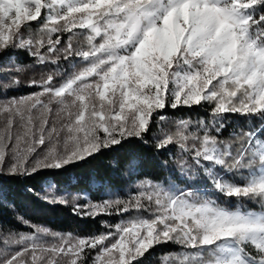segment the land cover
<instances>
[{
  "label": "snow or ice",
  "instance_id": "obj_1",
  "mask_svg": "<svg viewBox=\"0 0 264 264\" xmlns=\"http://www.w3.org/2000/svg\"><path fill=\"white\" fill-rule=\"evenodd\" d=\"M21 54L56 70L25 85L24 67L4 73L0 94L36 90L0 100V175L58 183L135 140L180 182L73 197L81 218L128 216L96 235L20 217L30 231L0 233V264H142L168 246L160 264H264V0H0V56ZM205 105L149 135L168 110Z\"/></svg>",
  "mask_w": 264,
  "mask_h": 264
},
{
  "label": "trees",
  "instance_id": "obj_2",
  "mask_svg": "<svg viewBox=\"0 0 264 264\" xmlns=\"http://www.w3.org/2000/svg\"><path fill=\"white\" fill-rule=\"evenodd\" d=\"M38 27V25H33V32H36ZM77 38L82 39L81 37ZM64 39H67V34H65ZM21 57L17 59L15 56H0V85L10 83L11 77H5L4 73L8 72L10 67L14 68L15 65L25 68V71L19 76L22 85L27 84L30 79H39L42 75L56 70L54 65L37 66L30 58L23 57V54ZM35 90L22 86L18 91H8L6 95L0 94V100L24 96ZM207 110V105L203 109L195 108L191 113L187 109L175 112L168 110L166 114L170 122L165 125L155 124L152 133L149 135L157 133L161 127L167 130L172 126L171 122L177 118L190 115L196 119ZM228 119L233 126L243 123L239 117L229 116ZM230 131L231 128L224 132L221 138L227 139ZM162 159H167V157L159 156L157 158L156 154L141 145L140 142L133 140L119 148L104 151L94 158L72 167L58 183L51 180L48 172H41L31 178L0 175V233L30 231L27 227L17 223V219L20 217L33 224L61 233L87 236L105 232L103 221L107 220L110 224H115L121 219H128V216H100L97 219L81 218L71 211L73 197H79L81 203L85 200L97 202L107 198V187L122 188L127 192L135 188L139 178H151L165 182L172 180L179 183L180 181L174 172L160 167L158 161ZM140 173H143V177H140ZM52 184H55L56 196L64 197L68 201L67 206L46 201L45 197L51 200ZM229 206L235 207V201L230 202ZM248 207L259 211L258 206L249 204ZM49 242L51 241L49 240ZM2 247L3 245L0 244V248ZM177 250L173 246L156 248L151 254L143 258L142 264H160V258L164 253Z\"/></svg>",
  "mask_w": 264,
  "mask_h": 264
}]
</instances>
